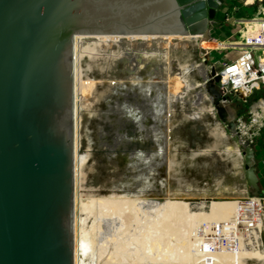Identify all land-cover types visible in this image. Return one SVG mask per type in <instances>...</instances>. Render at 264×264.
Instances as JSON below:
<instances>
[{
    "label": "water",
    "instance_id": "obj_1",
    "mask_svg": "<svg viewBox=\"0 0 264 264\" xmlns=\"http://www.w3.org/2000/svg\"><path fill=\"white\" fill-rule=\"evenodd\" d=\"M225 4L0 0V264L74 261L73 38L200 35L207 41ZM205 62L204 91L241 152L249 197L261 198L255 146L239 135L214 64Z\"/></svg>",
    "mask_w": 264,
    "mask_h": 264
},
{
    "label": "rangeland",
    "instance_id": "obj_2",
    "mask_svg": "<svg viewBox=\"0 0 264 264\" xmlns=\"http://www.w3.org/2000/svg\"><path fill=\"white\" fill-rule=\"evenodd\" d=\"M251 11L253 12V10ZM219 14V21L223 24L224 16ZM211 26H214L213 23ZM239 28L238 25H232L229 29L227 27L221 29L220 27L211 30V39L206 48L211 50L216 41L224 44L236 41ZM242 38L243 35L240 34L239 39ZM226 50L225 52L209 51L208 55L204 56L205 65L208 66L210 62L218 67V62L234 61L243 54L238 50H231V48ZM196 55L200 60L198 52ZM87 57L82 58L79 64L78 99L76 103V119L78 118L77 151L78 153L83 152V160L78 163L77 174H74V201L76 200L74 205L77 206V209L74 206V213L77 212L76 217L78 218L77 235L83 230L92 246V248L87 245L81 246L82 255L86 258L94 255V264H188L190 261L196 262L197 257L199 259V256L196 255H199L200 250L202 252L203 247L207 245L202 242L201 233H199V229H203L205 224L201 226L198 223L200 227H193L197 224H194V221L189 218L183 220L180 216H175L171 217L172 220L170 217L156 216L158 213L156 210L150 211L149 214L146 208H140L134 203L135 199L144 200L148 196L155 198L157 194L168 195L170 192L176 194L190 193V195L193 194V196L200 198L202 196L215 197L224 188L231 190L224 191L223 194L235 192L241 185V179L248 195L242 174L237 173L231 159L229 163L226 162L225 141L210 134L215 120L218 121V119L216 116L214 118L210 109L205 107L204 100L197 96L198 88L190 89L186 80L182 79L183 76L179 75V66H182L185 61L182 50L173 43L168 45L154 44L146 49L135 47L129 51L119 47L100 52L93 51ZM130 63L131 65L143 63L144 71L140 70L139 76H150L155 82L160 80L158 82L161 86L158 88H162L159 89L160 93L165 95L168 92L166 97L162 95L164 100L161 99L162 102L160 101V112L153 116L148 115V118L146 115L143 118V124L138 130L141 134L137 136H135L137 133L135 130L137 128L136 123H130L132 119H130V115H127V109L132 107L131 110L139 112L136 107L140 109L142 104L145 105L142 103L145 100L142 98L135 102V97L137 98L135 86L131 87L128 83L130 81L129 75L133 76V72H130ZM166 64H168V68ZM184 74H188V72ZM84 79L89 83L86 87L91 89L84 94L85 96L81 97L79 91L84 87L82 85ZM197 80L201 82L202 79ZM91 81L93 82L92 85H90ZM120 93L121 96H119ZM262 98H264V89L253 92L251 97L244 101L234 98L231 106L237 118L242 116L247 123L249 108L254 105V102ZM260 103L264 105L263 102ZM196 110L198 111L196 112ZM150 117L151 120L148 121ZM137 139L141 141V144ZM256 141L254 150L257 159L261 154H264V129H261L260 136ZM137 147H142V149ZM154 150L158 151L156 156L143 163L144 157H147ZM140 154L142 159L136 158ZM134 159L137 160L136 163H134ZM258 175L261 179L260 172ZM142 176L145 180L142 179ZM260 184L262 186V181ZM262 188L264 189V185ZM262 194L264 195V193ZM120 196L129 200L118 201V203L123 204L121 206L123 211L119 217H115L110 215L111 211L108 208L109 204L115 200H107L106 197L119 198ZM130 203H134L132 207ZM112 218L113 220H111ZM172 222H175L176 225L173 223L174 225L171 226ZM181 224L184 225L182 228L180 227ZM114 227L118 228L117 231H112ZM241 230L242 228L237 226L233 230L232 237L237 239ZM181 231H183V235ZM227 232L231 234V229ZM137 234L141 235L137 237ZM164 237L165 239H163ZM140 238L141 241H138ZM260 240L258 229L246 228L243 240L240 242V250L249 253L255 250V242V246L261 243ZM166 243L169 245L166 246ZM108 246L112 248L110 249ZM174 247L175 249H173ZM196 248L200 250L198 251ZM183 250L185 251L183 252ZM193 256L196 259L193 260ZM250 256L251 254L241 258L237 257L236 261L239 264L242 262L251 264L248 262ZM180 258L182 259L180 260Z\"/></svg>",
    "mask_w": 264,
    "mask_h": 264
},
{
    "label": "bare ground",
    "instance_id": "obj_3",
    "mask_svg": "<svg viewBox=\"0 0 264 264\" xmlns=\"http://www.w3.org/2000/svg\"><path fill=\"white\" fill-rule=\"evenodd\" d=\"M220 12H221V9H220V11L218 13H220ZM219 27H222V26H219ZM246 28L248 29V31L240 30V34L243 35V38L239 39V40L240 41L247 40V45L251 44V43H249L251 40H255L256 44L258 46H262V43H260L261 36L259 34V27L256 26V25L247 23L246 24ZM208 41L209 40H207V41L202 40L200 35H194V36H179V35H79V36H75L73 38V121H74V132H73V134H74V147H73L74 148V154H73V156L74 157H73V160H74V174L75 175L77 174L76 172H77V168H78L77 167L78 163L83 160V157H82L83 156V152L78 153V151H77V139H78V137H77V134H78V125H77L78 122H77V119L78 118L76 119V110H77L76 103H77V99H78V87H77L78 83L77 82H78V79H79L78 78L79 77L78 76L79 64H80V61H81L82 58H88L87 57L88 54L93 53V51L100 52V51H103V50L115 49V48H118V47L121 48L122 50H125V51L128 50L129 51V50H132L135 47H142V48L146 49L150 45H154V44L168 45V44H172L173 43V44L177 45V47H179L182 50V53H183V55L185 57V61L183 62V65L179 66L180 67L179 71H178L180 73L179 75L183 76L182 79L186 80V83L190 87V89L191 88H198L199 92H198L197 96L200 97L202 100H204V103L206 104L205 107L210 109V111L212 113V116L215 118V114H214L215 112H214V109H213V107L211 105L210 98L208 97V95L206 94V92L204 91V88H203L204 81L207 78V75H206L207 71H206V67H204V64H202V61L204 60V56L208 55V53L207 54H205V53L203 54V53H200V51L201 50H204V51H207V52L214 51L216 49H220L221 48L220 46L224 45V44H219L216 41L213 44L212 49L208 50L206 48V45H207ZM242 44L243 43H236V42L234 43V45H237V46H242ZM238 50H240L242 52V47L240 49H238ZM197 52L199 53V56H200L199 58H200L201 61L198 59V56L196 55ZM209 55H210V53H209ZM168 64H166L167 68L169 67ZM129 65L131 67L130 72H133V76L129 75L130 81L128 83H129V86H131V87L135 86V88L133 87L134 89H136L135 95L137 96V98L135 97V100H136L135 102L139 101V99H142V98L145 100V101H142V103H145V105L141 103L142 106L140 107V109L138 107H136V109H138L139 112L137 110L136 111L135 110H131L132 107H129V109H127L128 107L126 108L127 111H128L127 115H130V119H132V122H130V123H132V124L136 123V127L137 128H135V130H136L137 133L135 132L136 133L135 136H137L138 134H141L138 130L141 128V125L143 124V118L146 115H147L146 117L148 118V115L149 116H151V115L153 116V115L159 113L160 112L159 105L161 104V102L164 99H162V95L163 94H161L160 90H159V89H162V88H158V87H161L159 85L160 83H158L160 80L158 82H155L154 79L151 78L150 76L149 77H144L146 75H143V77L139 76L138 72L140 70L144 71L143 63H136L134 65H131V63H130ZM214 68H215L216 75L218 76L217 70H216L217 66H215V64H214ZM236 70H239V68L237 66H236ZM152 71H153V69H152ZM186 72H188V74H184ZM230 77H231V73H228V74L224 75L223 79L226 80V79H228ZM155 78H157V77H155ZM197 79H202V80H201V82H199ZM84 80L85 81L82 83V85L84 87H82L81 91H79V93H80L79 95H81V97L85 93H87L88 90L91 89L90 87H86V86H88L89 83H87L86 79H84ZM99 83L101 84V82H99ZM111 83H113V81H111ZM115 83H117V82H115ZM218 83H219V81L217 82V84ZM92 84H93V82L91 81L90 85H92ZM123 84H125V83H123ZM163 84H165V83H163ZM124 92H126V91H124ZM116 93H118V92H116ZM166 94L163 95V96L166 97ZM123 95H125V94H123ZM168 95H171V94H168ZM112 96H113V94H112ZM119 96H121V93H120ZM168 98H167V101H168ZM161 99H162V101H161ZM164 103H165V101H164ZM167 105L169 106V104H167ZM252 108H254V107H252ZM192 111H194V110H192ZM197 111L198 110H196V112ZM196 114H198V113H196ZM189 115H190V113H189ZM163 116H165V115H163ZM191 118H193V117H191ZM159 130H160V128H159ZM210 134L213 135L214 137H217L219 139L221 138V139H223L225 141L224 144H225V148H226L225 149L226 162L229 163V161L231 159V162L233 163V166L236 168L235 170H237V173L242 174V177H243V173H242L243 172V169H242V159L243 158L241 156V152L238 149V146L236 145V143L230 138V135L227 134L224 131V128L219 123V121L215 120L214 125H213V127H212V129L210 131ZM135 136H133V137H135ZM137 140L141 144V141L139 139H137ZM139 147H137V148L138 149H142V147L141 148H139ZM157 152H158L157 150H154V152L149 153L147 155V157H144L145 159L142 160L143 163H144V161H147V159H149V161L151 159H153L156 156ZM136 158L142 159L141 158V154L138 155ZM136 161L137 160L134 159V163H136ZM149 166H150V163H149ZM138 175H136V176H138ZM144 176H145V174H144ZM146 177H147V175H146ZM142 179H143V176H142ZM143 180H145V179H143ZM137 186H140V185H137ZM228 190H231V189L224 188L222 192L228 191ZM222 192L219 193V194H216L215 197L202 196L201 198L193 196V194L190 195V193L189 194H176L174 192H172V193L170 192V193H168V195H165L164 193H160V194H157L155 198H152V197L148 196V197H145L146 200L145 199L144 200L143 199L142 200L135 199V201L134 200L133 201L140 208H143V207L146 208L148 210L149 214H150V211L154 212L156 210L158 212L156 214V216L158 215V216H161V217H170V218L171 217H175V216H177V217L180 216L183 220L184 219L186 220V219L189 218V219L194 221V224L195 223L197 224V225H193V227L194 226H196V227L199 226L198 223L201 226H202V224H205L203 229L202 228L199 229V233H201L200 235H201L202 242L210 246V242L213 241V239L217 235L221 236L225 240H228V241L224 242L225 247H227L229 249V252L231 251V253H233L232 249L234 250V254H232V255L229 254L230 258H228V261L230 260L231 262H234V261L237 262L236 261L237 257L241 258L243 256H248L249 254H251L250 259L248 260L249 263H251V264H264V201L262 202V201L258 200L257 198L249 197V195H247V192L245 190V185H244V182H243L242 179H241V185L239 186V188L235 192H231V193H228V194H223ZM75 196H76V194H75ZM195 198H199V199H195ZM106 199L107 200H115V201H112L113 203H110L109 207H108L110 209V211H111L110 215H114L115 217H119V214L123 211V209L121 207L123 204L120 203V202L118 203V201L119 200L120 201L129 200L127 198H122V196H120L119 198L106 197ZM147 200H149V201H147ZM134 203H132V204H134ZM132 204H131V207H132ZM74 206H75V209H77L76 208L77 207L76 204ZM106 206H108V205H106ZM109 209H108V211H109ZM137 209H136V211H137ZM131 210H133V209H131ZM76 213L77 212L74 213V239H73L74 261H73V264H94V261H93L94 260V255L92 257H90V258H86V257H84L82 255L83 253H82V250H81V246L87 245L90 248H92V246H91V242L86 238V235H85L83 230L80 231L79 235H77V229H76L77 225L76 224H78L77 223V219L78 218L76 217ZM137 213H139V212H137ZM106 217H108V216H106ZM170 218H169V220H170ZM108 219H110V218H108ZM111 220H113V218ZM177 221H179V220L177 219ZM170 222H171V220L169 221V223ZM167 223H168V221H167ZM173 223H175V222H172V224H170V225L173 226L174 225ZM107 224H109V223H107ZM175 225H176V223H175ZM217 225H219L218 228H216ZM182 226H184V225L181 224L180 227L182 228ZM237 226H240V228H242V230L240 231L241 232L240 236L237 239H235V238L232 237V235L234 234L233 230L235 228H237ZM107 227H106V230H108L110 225H109L108 228ZM167 227H169V226H167ZM185 227L187 228V225ZM193 227H192V229H193ZM249 227H253L254 229H258V232H259V235H260V238H261V240H260L261 243L258 246H255L256 245V242H255V245H254L255 250L252 249L253 251L248 253V252H244L243 250H240V242L243 240L246 228L248 229ZM186 228H184V229H186ZM112 229H113L112 231H117L118 228L114 227ZM175 229H177V228H175ZM229 229H231V234H228V232H227ZM140 230H143V229H140ZM181 230H183V229H181ZM181 232H182L181 234L183 235V231H181ZM184 232H186V231H184ZM98 234H100V233H98ZM166 234H167V232H166ZM168 234H170V233H168ZM140 235L137 234V237L140 236ZM175 235H178V234L175 233ZM165 237L163 239H165ZM180 237L183 238V236H181V235H180ZM132 238H133V236H132ZM231 238H233V239H231ZM166 240H164V241L168 242ZM102 241H104V240H102ZM111 241L113 242V240H111ZM138 241H141V238ZM235 241H237V248H236V242ZM145 242H147V241H145ZM176 242L180 243L178 241H176ZM250 242H252V241H250ZM198 243H200V242H198ZM247 244H244V245H247ZM253 244H254V241H253ZM111 245H113V244H111ZM168 245L169 244L166 243V246H168ZM176 245H178V244H176ZM180 246H183V245L180 244ZM195 246H197V245H195ZM108 247L110 248V246H108ZM184 247H186V246H184ZM211 247H212V244H211ZM173 249H175V247ZM176 249L178 250L177 246H176ZM184 251L185 250H183V252ZM200 253H201V250H200ZM103 254L104 253H102V255ZM188 254H189V252H188ZM102 255H101V257H102ZM192 255H194V254H192ZM103 256H105V255H103ZM196 256H199V255L197 254ZM189 257L191 259V256H189ZM100 259H99V261H100ZM181 259L182 258H180V260ZM186 259H187V257H186ZM194 259H196V257H194L193 260ZM97 260H98V258H97ZM184 260H185V258H184ZM188 260H186V261L188 262ZM196 260H199L198 257H197ZM186 261H185V263H186Z\"/></svg>",
    "mask_w": 264,
    "mask_h": 264
},
{
    "label": "built area",
    "instance_id": "obj_4",
    "mask_svg": "<svg viewBox=\"0 0 264 264\" xmlns=\"http://www.w3.org/2000/svg\"><path fill=\"white\" fill-rule=\"evenodd\" d=\"M223 8L224 27L229 29L232 25H238V39L230 41L226 44L218 42L221 45L218 52H225L226 49L238 50L242 47V55L234 61L218 62L217 74L219 83L217 84L220 96L224 102L232 103L234 98L237 100H247L253 92L264 89V0H225ZM245 9V10H244ZM253 10V12L251 11ZM236 12L239 16L236 20L230 21L231 12ZM230 22V23H229ZM221 23V22H220ZM250 23L259 27L262 46H258L255 40H251L247 45V40H239L240 30L248 31L246 24ZM222 24V23H221ZM227 24V25H225ZM229 26V27H228ZM223 29V26L221 27ZM243 43L242 46L234 45V43ZM240 51V50H238ZM241 52V51H240ZM236 66L239 70H236ZM231 73V77L224 80V75ZM264 98L254 102V108L250 107L248 111L249 120L247 123L242 116L236 118L237 130L240 136L246 138L250 145L254 146L261 129H264ZM264 201V196L257 198ZM249 217V216H248ZM219 225L216 226L218 228ZM228 241L217 235L210 246L206 245L199 254V260L190 261L188 264H239L237 262L228 261L229 254H234L232 249L225 247L224 242ZM236 248H237V241ZM212 244V247H211ZM196 252V250H195ZM242 262L241 264H245Z\"/></svg>",
    "mask_w": 264,
    "mask_h": 264
},
{
    "label": "crops",
    "instance_id": "obj_5",
    "mask_svg": "<svg viewBox=\"0 0 264 264\" xmlns=\"http://www.w3.org/2000/svg\"><path fill=\"white\" fill-rule=\"evenodd\" d=\"M235 1V0H234ZM221 14H223V11L220 12ZM219 14V13H218ZM220 15V14H219ZM230 16V21H233V20H236L238 18V14L236 12H231V15ZM219 16L217 15V20L213 23V27L210 26V30H213L215 28H218L219 26H222L224 27V24H221L220 21H219ZM230 23V22H229ZM227 25V24H225ZM227 27V26H226ZM229 27V26H228ZM220 28V27H219ZM257 142V141H256ZM256 145V144H255ZM256 159V158H255ZM257 163H256V169H257V172H260L261 174V179L259 178V175H258V178L260 180V183L262 181V186L264 185V154H261L259 157H257L256 159ZM261 167V168H260ZM261 184H260V188H261V191L262 193H264V189L262 188ZM264 196V195H262Z\"/></svg>",
    "mask_w": 264,
    "mask_h": 264
}]
</instances>
